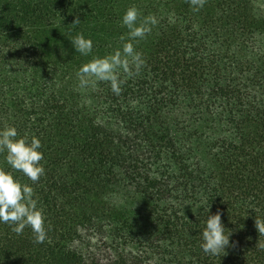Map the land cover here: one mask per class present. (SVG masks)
I'll return each instance as SVG.
<instances>
[{
    "label": "trees",
    "instance_id": "obj_1",
    "mask_svg": "<svg viewBox=\"0 0 264 264\" xmlns=\"http://www.w3.org/2000/svg\"><path fill=\"white\" fill-rule=\"evenodd\" d=\"M131 6L158 21L144 39L122 23ZM128 42L145 63L120 95L80 86ZM6 126L41 142L38 182L6 151L0 168L34 189L48 239L0 222V264H264V0H0ZM217 211L234 246L214 256L201 245Z\"/></svg>",
    "mask_w": 264,
    "mask_h": 264
},
{
    "label": "clouds",
    "instance_id": "obj_2",
    "mask_svg": "<svg viewBox=\"0 0 264 264\" xmlns=\"http://www.w3.org/2000/svg\"><path fill=\"white\" fill-rule=\"evenodd\" d=\"M189 3L198 11L206 0H189ZM140 17V11L135 6H131L122 18L123 25L129 29L130 41L144 39L151 32V27L158 23L154 15H149L143 20H140ZM80 22L78 17L74 18L72 25L77 26ZM71 42L76 52L82 55H88L92 51V41L84 38L82 34L77 35ZM144 63L142 54L135 50L132 42H128L123 44L122 50L117 49L111 55L97 57L84 64L77 72V76L81 87L96 82H110L113 93L120 95L121 85L125 83L120 79L121 72L128 77L139 74ZM17 137L18 132L15 127L6 126L0 131V152L6 151V161L12 169L22 172L33 183L38 182L45 172L41 164L43 154L39 151L42 147L41 142L36 137L30 142L27 136ZM34 195L32 187L22 184L10 172L0 168V222L14 225L12 231L17 235L22 234L24 229L29 227L34 233L35 242L43 243L48 239V229L45 227L43 209L37 207L38 201L33 198ZM255 226L264 233V222L255 220ZM225 233L220 212L208 216L206 228L202 233L204 241L201 245L202 250L214 256L221 252L226 255L225 249L234 245L229 242L230 230Z\"/></svg>",
    "mask_w": 264,
    "mask_h": 264
}]
</instances>
